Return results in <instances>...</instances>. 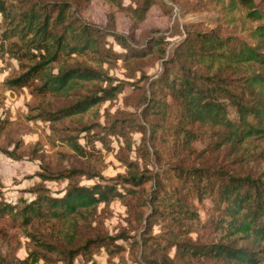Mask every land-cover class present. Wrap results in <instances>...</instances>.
Wrapping results in <instances>:
<instances>
[{
  "label": "trees",
  "instance_id": "16d2710c",
  "mask_svg": "<svg viewBox=\"0 0 264 264\" xmlns=\"http://www.w3.org/2000/svg\"><path fill=\"white\" fill-rule=\"evenodd\" d=\"M103 1L110 7L111 19L123 12L134 29L144 20L153 2L134 0V5H124L122 0ZM203 1L187 0L190 7L186 11H198L204 5ZM17 2L0 0V15L6 25L0 46L18 61L21 68L17 75L7 78L5 84L10 88L28 86L32 94L49 95V98L59 100L56 105L50 106L49 99L46 106L35 107L34 119L50 124L72 119L80 125L85 116L96 112L100 104L117 97L122 88L113 84L108 68L114 59L120 57L108 46V36L124 48V60L146 58L158 51L163 56L165 54L164 48L160 51L158 43L151 50L134 48L126 44L127 38L116 30L74 16L68 0ZM236 3L242 7H235ZM224 8L226 13L243 8L245 17L259 21L249 31L253 43L223 35L219 29L205 27L200 21H186L183 24L184 40L175 47L171 59L165 62L166 76L159 82L179 101L186 122L215 130L218 148L224 153L228 150L237 161L250 160L264 152V13L256 0H229ZM5 40L8 43L5 44ZM169 66H175L176 71ZM238 79L242 82L241 91L251 96V103L236 95L233 82ZM220 97L233 100L237 111L235 119L229 116L228 107ZM79 131L90 132V125L79 126ZM96 136L97 140L104 142L103 134ZM64 138L76 154L85 156L89 153L86 149L88 141L81 144L77 136L70 133ZM126 147L131 149L129 140ZM5 152L12 156L10 151ZM120 161L126 171L118 173L116 179L122 183L138 186L152 178L139 168L136 161L122 156ZM177 169L180 170L179 178L184 181L193 179L198 185L201 183L212 198L219 199L224 206V221L219 241L199 245L191 239L179 240L175 236L170 246L178 253L210 257L224 264L264 263V179L261 177L264 174L254 177L250 173L223 169L221 165ZM81 172L77 167L53 170L44 166V170L38 173L42 181L68 180L63 195L53 196L45 192V188L38 187L34 199L29 202L10 203L0 198V244L16 249L21 238L27 237L34 245L21 264H35L40 258L48 264L47 254H50V264H98L92 257L94 250L107 248L109 242L121 238L97 234L80 240L81 222L89 218L100 203L107 204L125 197L115 184L75 183L74 176ZM152 203L157 208V202ZM178 203V215L187 218L194 214L187 203L182 202V195ZM151 218L150 214L146 219L149 227ZM40 222L50 223L49 234L28 231L39 226ZM145 240L144 237V249L147 246ZM238 240L242 243H237ZM79 256L81 261L77 263L75 260ZM154 263L168 262L156 258Z\"/></svg>",
  "mask_w": 264,
  "mask_h": 264
},
{
  "label": "rangeland",
  "instance_id": "374dc122",
  "mask_svg": "<svg viewBox=\"0 0 264 264\" xmlns=\"http://www.w3.org/2000/svg\"><path fill=\"white\" fill-rule=\"evenodd\" d=\"M68 1L72 4L74 16L96 26L116 30L127 38L126 44L134 48L151 50L158 43L160 51L164 48L165 54L163 56L158 51L146 58L129 57L124 60V48L108 36V46L120 57L112 61L108 75L113 84L121 86V92L116 98L100 104L94 114L85 116L83 124L79 125L72 119L50 124L33 118L37 113L35 107L46 106L49 99L50 106L56 105L59 100L49 98V95L32 94L28 86L8 87L5 80L17 75L21 68L18 61L0 46V198L10 203L29 202L34 199L38 187L45 188V192L53 196H61L68 180L42 181L38 173L44 170V166L53 170L81 168L82 172L73 178L75 183L115 184L125 194L123 200L100 203L80 224V240L97 234L121 237L109 242L107 248L94 250L92 257L98 264H158L154 263L156 258L167 261V264H224L210 257L178 253L175 247L170 246L175 236L179 240L191 239L199 245L219 241L224 221V206L219 199L212 198L201 183L198 185L193 179L184 181L179 178L180 170L175 169L221 165L223 169L256 177L264 174V152L255 159L241 161L231 156L228 150L224 153L216 145L217 132L198 123L186 122L179 101L169 94L159 79L165 78V62L171 59L175 47L184 40V22L200 21L205 27L219 29L223 35L253 43L249 31L259 21L245 17L243 8L226 13L224 7L229 0L222 3L204 0L198 11H186L190 7L187 0H152L144 20L134 29L123 12H118L111 19L110 7L103 0ZM122 2L134 5V0ZM256 3L264 13V0H256ZM235 7L242 6L236 3ZM2 24L0 15V43L6 26ZM170 68L176 71L175 66ZM241 83L239 79L233 82L236 95L251 103V96L241 91ZM219 99L227 105L229 116L235 119L237 111L233 100ZM85 124L90 125V132L79 131V126ZM69 133L76 135L81 144L89 142L88 154L80 156L69 147L64 138ZM97 134L104 135L103 143L97 140ZM128 140L131 149L126 147ZM5 151H10L12 156ZM120 156L136 161L139 168L152 178L138 186L116 179L118 173L126 171ZM93 173L96 176L90 177ZM181 195L182 202H186L194 212L187 218L177 214ZM152 201L157 202V208ZM150 214L149 227L146 219ZM40 223L28 231L49 234L50 223ZM144 237L147 241L145 249L142 246ZM31 249L34 245L27 237L21 238L16 249L0 244V264H21ZM46 257L50 264V254ZM80 261L79 256L75 262ZM35 264L46 263L40 258Z\"/></svg>",
  "mask_w": 264,
  "mask_h": 264
}]
</instances>
